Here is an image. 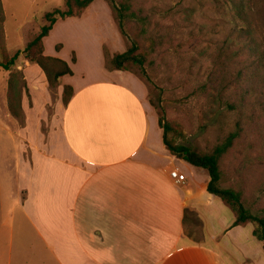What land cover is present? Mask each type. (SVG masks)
Instances as JSON below:
<instances>
[{
	"label": "crops",
	"instance_id": "crops-1",
	"mask_svg": "<svg viewBox=\"0 0 264 264\" xmlns=\"http://www.w3.org/2000/svg\"><path fill=\"white\" fill-rule=\"evenodd\" d=\"M74 53L75 62L64 59L73 74L60 78L73 93L47 141L14 124L8 93L0 95L7 263L14 245L26 255L31 235L47 264H264V242L252 225L233 226V213L206 190V170L166 149L145 85L128 71L107 70L103 54L100 74L78 79L82 53ZM172 165L183 183L170 178Z\"/></svg>",
	"mask_w": 264,
	"mask_h": 264
},
{
	"label": "rangeland",
	"instance_id": "rangeland-1",
	"mask_svg": "<svg viewBox=\"0 0 264 264\" xmlns=\"http://www.w3.org/2000/svg\"><path fill=\"white\" fill-rule=\"evenodd\" d=\"M121 1L136 15L125 23L126 40L136 42L146 56L141 78L150 90L147 98L180 128L179 143L211 153L240 120L239 137L220 159L221 187L239 191L244 206L264 216V0ZM2 4L5 46L10 55L19 56L12 72L0 67V95H12L14 124L27 127L30 138L40 134L47 141L50 132L59 130L67 79L49 86L23 49L46 23L43 15L55 8L65 10V0ZM43 45L46 55L66 60L79 49L82 54L73 67L78 79L90 71L100 74L102 54L105 67V57L126 49L105 0H94L80 16L58 20ZM227 101L239 110H228ZM29 240L24 257L21 246L14 245L11 264H47L37 257L31 235ZM0 264H8L2 252Z\"/></svg>",
	"mask_w": 264,
	"mask_h": 264
},
{
	"label": "trees",
	"instance_id": "trees-1",
	"mask_svg": "<svg viewBox=\"0 0 264 264\" xmlns=\"http://www.w3.org/2000/svg\"><path fill=\"white\" fill-rule=\"evenodd\" d=\"M94 0H65V10L55 8L43 15L45 24L41 26L38 33L33 34L23 53L29 62L37 64L46 76L48 85L55 87L59 85L60 78L64 75H72V69L69 64L62 58L46 55L44 53L43 39L47 37L58 20L80 16L82 11L87 8ZM116 23L118 32L126 41V49L123 52L116 53L110 58L105 57V68L107 70L128 71L134 74L146 87L147 94L150 95L149 87L144 83L141 76L146 72L144 64L146 56L139 50V45L132 41L127 42L128 35L125 30L127 19L136 18V15L131 11V5L126 1L121 0H105ZM4 11L2 0H0V67L7 71H13L19 52L10 55L4 42ZM60 44L55 46L56 50H60ZM61 46V45H60ZM72 61L75 62V57L72 56ZM11 77V76H10ZM73 93L72 86L69 84L63 85L62 102L67 105ZM9 107L13 114L16 112L12 107V95L8 92ZM150 105L153 107L156 115L158 126L162 130V140L166 149L174 157L195 167L206 170L209 175V180L206 184V190L217 196L224 206H226L234 215L233 226H245L252 224L254 236L264 242V216L253 214L246 208L241 201V193L231 188H222V171L220 168V159L228 148L232 146L233 141L239 137L242 124L236 121L234 131L230 132L226 137L225 142L217 146L211 153H204L195 148L179 143L178 139L182 136L180 128L172 121L166 119L164 113L157 110L156 105L149 97ZM224 105L231 111L239 110V106L228 101ZM264 250V245H263Z\"/></svg>",
	"mask_w": 264,
	"mask_h": 264
},
{
	"label": "built area",
	"instance_id": "built-area-1",
	"mask_svg": "<svg viewBox=\"0 0 264 264\" xmlns=\"http://www.w3.org/2000/svg\"><path fill=\"white\" fill-rule=\"evenodd\" d=\"M168 174L175 183H183L186 180L184 173H182L175 165L169 167Z\"/></svg>",
	"mask_w": 264,
	"mask_h": 264
}]
</instances>
